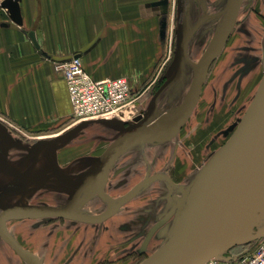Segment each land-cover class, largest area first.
<instances>
[{"label":"rangeland","instance_id":"obj_1","mask_svg":"<svg viewBox=\"0 0 264 264\" xmlns=\"http://www.w3.org/2000/svg\"><path fill=\"white\" fill-rule=\"evenodd\" d=\"M167 3L171 5V17L174 7L175 20L168 26H162L160 35L162 41L167 43L169 54L174 59L181 56L184 37L201 19L194 44L198 43L196 49L199 51L202 42V56L222 23L224 1L167 0ZM260 33L264 36V0H242L233 29L209 66L198 101L181 128L163 140L136 144L120 154L111 165L109 180L105 185L111 196L125 195L139 182L150 180L115 214L97 223L60 217L17 219L20 222L8 219L5 224H9L10 233L46 264H71L61 260L62 255L82 258L73 264H143L153 257L173 233L192 180L232 136L255 101L264 75V37L261 47L259 42L251 47L250 40L254 42L255 38L259 39ZM256 46L261 49L257 50ZM199 60L200 57L194 62ZM192 76L193 66L185 62L181 78L187 85L186 89ZM181 78L178 77V81ZM182 98L179 96L171 103L170 98L164 97L162 102L151 106L141 122L128 117L121 129L105 130L102 138L98 135L100 129L95 128L94 124L82 125L81 128L76 126L60 137L51 138L55 143L64 144L57 147L66 150L60 156L62 172L69 180L64 177V181L58 179V171L47 164L45 166L49 167H46L43 173L45 177L40 183L33 182L35 175L30 177L24 192L5 196L3 202L72 207L82 213L102 212L106 203L98 197L96 189L84 190L75 197V188L67 182H75L80 170L94 168L109 143L123 130L127 131L129 125L140 127L160 119L178 107ZM120 115L127 117L126 111ZM6 127V134L0 137V154L23 170L30 163L37 140ZM85 136L89 142L86 147L80 146L78 142L84 140ZM40 169L41 166H38ZM168 175L176 185H169L166 179ZM8 179L11 186L14 179L10 176ZM96 203L99 205L96 206ZM263 224L264 218L251 230L256 231ZM47 236L51 244L55 240V249L47 243ZM255 243L251 241L235 245L226 250L223 256L232 257L248 252ZM3 251L0 248V255Z\"/></svg>","mask_w":264,"mask_h":264},{"label":"crops","instance_id":"obj_2","mask_svg":"<svg viewBox=\"0 0 264 264\" xmlns=\"http://www.w3.org/2000/svg\"><path fill=\"white\" fill-rule=\"evenodd\" d=\"M223 1L226 4L227 0ZM19 8L22 20L20 25L11 20L9 10L0 7V137L6 134L8 126L19 134L37 140L30 163L23 170L4 156L18 172H26V187L28 179L34 175L33 182L40 183L42 177H45L43 173L46 167H49L45 166L47 164L53 165L58 171V179L64 177L69 180L62 172L60 156L66 150L57 147L64 144L55 143L51 138L60 137L73 127L81 128L87 124H94L95 128L100 129L98 135L102 138L105 130L121 129L128 117H132L134 121L139 118L138 122H141L148 115L151 106L162 102L164 97L170 98L171 103H174L173 100L182 96L183 101L191 84L190 81L186 89L187 85L181 78L185 62L195 63L196 58L202 57V42L199 51L196 49L198 43L194 44L197 30L187 45L190 62L183 57L182 50L181 56L175 59L169 54L167 43L162 41L163 37L160 35V28L175 20L174 7L172 17L169 16L171 5L167 0H19ZM30 31L34 32L37 45L29 37ZM75 55L95 80L128 78L131 102L120 112L126 111V118H122L120 113L111 118L95 120L75 119L72 116L65 74L55 70L54 62L68 60ZM175 76L181 78L182 82L178 81V77L177 80L173 79ZM178 82L180 85H177ZM123 133L124 130L119 135ZM88 142L85 136L78 143L86 147ZM38 166H41L40 170ZM81 171L77 173L76 179ZM8 176L14 179L12 184H15L16 179L12 175L0 171V193L9 187ZM169 177L176 185L175 180ZM108 180L109 172L107 182ZM128 191L129 189L126 192ZM105 192L110 197L117 198L111 196L106 188ZM20 193L22 192L6 197ZM4 203L10 204L6 200ZM7 225L5 224V229L8 234L27 250L25 244L10 233V226ZM47 243L55 249V240L52 244L47 240ZM0 245L5 250L0 255V264H28L2 238ZM72 259L80 260L73 255L65 261L70 263ZM40 262L46 264L43 260Z\"/></svg>","mask_w":264,"mask_h":264},{"label":"water","instance_id":"obj_3","mask_svg":"<svg viewBox=\"0 0 264 264\" xmlns=\"http://www.w3.org/2000/svg\"><path fill=\"white\" fill-rule=\"evenodd\" d=\"M242 0H227L222 12V23L197 63L191 62L193 76L184 100L175 110L142 127L128 126L106 149L94 168L83 170L75 182V197L90 187L106 203L98 214H86L72 207L27 206L6 204L3 198L25 190L26 172L20 173L0 154V171L12 175L16 181L0 193V238L29 264H40L31 252L24 250L7 233L8 219L60 217L85 223H97L115 214L118 208L134 197L149 179L136 184L129 193L111 198L105 192L111 165L127 148L145 141L163 140L175 134L190 116L196 105L212 61L227 41ZM0 7L9 10V16L21 24L19 0H0ZM200 20L184 37L181 50L187 55L188 41L198 28ZM29 37L37 45L34 32ZM190 62V61H189ZM255 101L230 139L218 150L190 185L179 219L172 235L162 248L143 264H203L222 256L226 250L264 237V224L252 231L264 218V75L255 95ZM136 118L135 121H138ZM4 157V158H3ZM169 184L174 185L169 177ZM62 181H64L62 179ZM66 182V181H65Z\"/></svg>","mask_w":264,"mask_h":264},{"label":"built area","instance_id":"obj_4","mask_svg":"<svg viewBox=\"0 0 264 264\" xmlns=\"http://www.w3.org/2000/svg\"><path fill=\"white\" fill-rule=\"evenodd\" d=\"M54 68L65 74L75 119L111 118L131 102V87L126 77L95 80L76 55L68 60L55 61ZM203 264H264V237L256 240L248 252L232 257H213Z\"/></svg>","mask_w":264,"mask_h":264},{"label":"bare ground","instance_id":"obj_5","mask_svg":"<svg viewBox=\"0 0 264 264\" xmlns=\"http://www.w3.org/2000/svg\"><path fill=\"white\" fill-rule=\"evenodd\" d=\"M238 12H239V11H238ZM258 36H259V34H258ZM263 37H264V36H263V33H260L259 39H258V38H255V41H254V42L250 40V42H251V44H252L251 47H253V45L255 46V43H257V42H259V44H258V43H257V44L260 45V47H261V45H262V41H263ZM257 47H258V46L255 47L257 50L261 49V48H257ZM179 106H180V105H179ZM179 106H178V107H179ZM194 107H195V106H194ZM176 108H177V107H176ZM176 108H175V109H176ZM175 109H173V110H175ZM173 110H172V111H173ZM172 111H170V112H172ZM170 112H169V113H170ZM169 113H167V114H169ZM229 139H230V138H229ZM229 139H228V140H229ZM124 151H125V150H124ZM124 151H123V152H124ZM123 152H122V153H123ZM104 153H105V152H104ZM103 155H104V154H103ZM103 155H102V156H103ZM101 158H102V157H101ZM101 158H100V159H101ZM98 162H99V161H98ZM97 165H98V163H97ZM90 188H95V187L93 186V187H90ZM90 188H88V189H90ZM88 189H87V190H88ZM111 198H112V197H111ZM132 198H133V197H132ZM132 198H131V199H132ZM113 199H114V198H113ZM87 203H88V202H87ZM50 207H55V206H50ZM118 209H119V208H118ZM117 211H118V210H117ZM86 214H88V213H86ZM32 219H33V218H32ZM34 219H35V218H34ZM178 219H179V216H178ZM177 222H178V221H177ZM7 233H8V232H7ZM171 235H172V234H171ZM15 241H16V240H15ZM16 242H17V241H16ZM6 243H7V242H6ZM21 248H22V247H21ZM24 250H25V249H24ZM144 252H145V251H144ZM65 258L67 259L68 257H67V256H66V257H62V256H61V260H62V259L65 260ZM80 259H81V258H80ZM76 260H77V259H72V260L70 261V263L73 264V262H75ZM24 261H25V260H24ZM25 262H26V261H25ZM28 264H29V263H28Z\"/></svg>","mask_w":264,"mask_h":264}]
</instances>
